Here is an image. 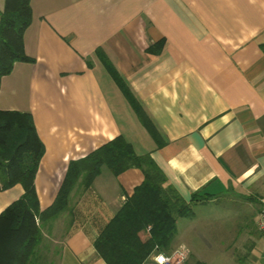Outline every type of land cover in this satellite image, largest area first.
Returning a JSON list of instances; mask_svg holds the SVG:
<instances>
[{"label": "crops", "instance_id": "crops-1", "mask_svg": "<svg viewBox=\"0 0 264 264\" xmlns=\"http://www.w3.org/2000/svg\"><path fill=\"white\" fill-rule=\"evenodd\" d=\"M31 9L24 50L33 61L1 79L0 111L32 116L44 146L40 211L54 203L71 161L123 137L137 155H150L165 189L192 205L193 215L177 221L170 256L205 264V237L192 239L198 210L234 200L255 203L257 218L264 198V0H31ZM160 41L159 53L147 52ZM143 181L139 169L114 176L104 167L88 190L77 186L69 210L44 233L54 264H106L94 243ZM23 194L19 184L0 191V214ZM256 233L231 264H264Z\"/></svg>", "mask_w": 264, "mask_h": 264}, {"label": "trees", "instance_id": "trees-1", "mask_svg": "<svg viewBox=\"0 0 264 264\" xmlns=\"http://www.w3.org/2000/svg\"><path fill=\"white\" fill-rule=\"evenodd\" d=\"M31 20V0H5L0 14V84L16 63L33 61L24 50V34ZM162 47L160 41L147 52L157 54ZM99 54L138 119L156 137L139 102L106 57ZM43 155L32 116L0 111V191L17 184L24 189L23 196L0 214V264H54L44 233L69 210L74 189L80 186L88 190L104 167L114 176L139 169L144 181L97 237V255L106 264H150L154 252L170 255L177 221L191 217L193 208L174 190L163 187L166 178L149 154L137 155L131 144L117 137L85 158L71 161L54 203L40 211L35 176Z\"/></svg>", "mask_w": 264, "mask_h": 264}, {"label": "rangeland", "instance_id": "rangeland-1", "mask_svg": "<svg viewBox=\"0 0 264 264\" xmlns=\"http://www.w3.org/2000/svg\"><path fill=\"white\" fill-rule=\"evenodd\" d=\"M257 209L255 203L248 205L241 201L229 203L223 200L213 207L198 210V222L201 224H194L197 232L192 239L197 242L199 234L205 237L206 241H202L205 264H231L230 259L237 253L244 237L252 234L257 238ZM192 263L197 264L196 260Z\"/></svg>", "mask_w": 264, "mask_h": 264}, {"label": "built area", "instance_id": "built-area-1", "mask_svg": "<svg viewBox=\"0 0 264 264\" xmlns=\"http://www.w3.org/2000/svg\"><path fill=\"white\" fill-rule=\"evenodd\" d=\"M257 230L264 241V198L259 201V211L256 218ZM149 230V228H148ZM185 259V255L181 252L173 255H165L160 252H154L149 260L150 264H182Z\"/></svg>", "mask_w": 264, "mask_h": 264}]
</instances>
